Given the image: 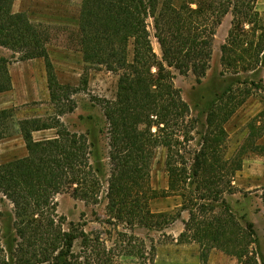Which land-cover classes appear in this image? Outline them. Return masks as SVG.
Here are the masks:
<instances>
[{"label": "trees", "instance_id": "trees-1", "mask_svg": "<svg viewBox=\"0 0 264 264\" xmlns=\"http://www.w3.org/2000/svg\"><path fill=\"white\" fill-rule=\"evenodd\" d=\"M256 1L81 0L73 46L86 64L118 76L115 98L101 103L108 125L107 173L95 158V143L84 133L68 130L59 118L16 121L27 153L0 163V202L12 205L14 231L12 236L0 234V264H114L118 247L139 259V264L155 263V244L137 248L131 234L120 232L114 242L117 247L108 248L99 234L72 224L65 229L55 201L62 192L86 203H97L104 192L113 225L123 224L130 231L136 226L161 230L187 211L179 240L198 245L200 264H207L214 249L234 257L236 264H264L253 223L235 214L224 197L234 192L231 178L241 169L244 155L264 153V146L257 143L264 135V96L261 110L248 122L244 143L230 158L223 154L224 123L249 97V87L242 90L241 98H234L229 96L235 94L229 84L209 102L205 134L189 166L182 158L178 161L172 141L173 127L183 123L190 108L174 86L170 68L203 77L216 29L226 14L231 13L232 20L220 47L222 66L234 74L241 69L264 72V18ZM12 4L13 0H0V46L19 54L18 60L42 58L50 102L59 107V114L72 111L73 102L63 108L61 101L76 89L57 80L46 33L25 12H13ZM9 63L0 57V93L12 89ZM256 87L264 91L261 79ZM13 111L0 110V140L12 134L7 126ZM50 128L55 129L53 137L33 138L34 131ZM188 130L183 131L186 140ZM158 146L167 150V189L160 191L150 185V164ZM168 195L180 197L179 209L153 212L150 201ZM260 197L264 205V186ZM76 240L81 247L78 253L73 251ZM122 240L125 246L118 245Z\"/></svg>", "mask_w": 264, "mask_h": 264}, {"label": "rangeland", "instance_id": "rangeland-1", "mask_svg": "<svg viewBox=\"0 0 264 264\" xmlns=\"http://www.w3.org/2000/svg\"><path fill=\"white\" fill-rule=\"evenodd\" d=\"M20 4L26 8L25 13L32 21L47 20L32 23L46 33L47 48L51 54L50 59L55 65L53 68L56 76L60 79L67 76L69 81H65L66 83H75L70 86L75 88L76 92L63 99L61 105L67 108L68 104L73 102L75 107L70 112L59 114V107L56 109L49 98L43 99L41 96L28 104L17 106L13 109L12 122L7 126L12 134L0 140V163L23 157L27 153L22 139L19 135L17 136V126H13L16 120L30 117L43 119L57 117L68 130L84 133L95 143V158L104 173H107L106 131L108 125L101 103L103 99L113 100L115 98L118 76L103 67L86 64L83 58L81 60L78 48L73 46L81 0H21ZM255 7L264 18V0H257ZM231 20L232 14H226L216 29L209 68L203 77L199 79L191 72L182 74L175 68H170L173 84L180 90L182 98L190 108V114L183 123H178L173 127L175 134L172 136V141L175 143L173 149L178 156V161L182 158L188 166L192 163L194 153L199 149L205 134L207 105L217 93L232 84L235 94L229 96L241 98L244 88L252 89L245 102L224 123L227 133L225 142L222 144L224 158H230L238 151L248 134V122L263 106L264 91L257 90L256 85L260 79L264 83V72L241 69L238 74H234L232 70L225 69L221 64L220 47L227 37ZM246 28L248 29L249 26ZM149 29L152 32L151 26ZM151 41L155 53L160 56L159 45L153 36H151ZM18 55L12 53L8 58L10 63L18 62ZM83 78L86 79V83L82 82ZM37 86L39 87L40 83L35 87ZM187 128L190 129L188 140L183 138V131ZM54 134L55 129L43 131L37 135L41 139L53 137ZM257 143L264 146V135ZM166 154L165 147H156L150 164V185L158 191L167 189ZM231 179L234 192L225 193L224 197L235 214L245 215L246 219L253 223L258 237V251L264 257V205L260 197L261 188L264 186V153L248 151L244 155L241 169L236 171ZM55 201L57 202V215L64 217L63 227L65 229L72 224L87 233L99 234L108 248L117 247L114 242L119 238L118 234L122 232L136 237V240L132 239L131 242L137 248L150 243L155 244L154 264H200L198 245L195 242L185 243L179 240L183 220L188 217L187 211H183L178 219L161 230H148L136 226L133 231H130L123 224L113 225V220L106 210L107 200L104 192L97 203H86L74 198L70 192L58 193ZM0 204V234L12 236L14 234L12 205L7 200H3ZM149 206L156 213H175L180 207V197L177 195L158 197L150 201ZM123 244L125 246L127 242L123 241L118 245ZM80 249V241L76 240L73 251L78 253ZM112 257L114 264H139V259L125 254V251L119 247ZM207 264H236V259L214 249L209 255Z\"/></svg>", "mask_w": 264, "mask_h": 264}, {"label": "crops", "instance_id": "crops-1", "mask_svg": "<svg viewBox=\"0 0 264 264\" xmlns=\"http://www.w3.org/2000/svg\"><path fill=\"white\" fill-rule=\"evenodd\" d=\"M21 0H13L12 4V11L13 12H25L26 8H24L20 4ZM29 20L31 22H46L47 20H34L32 21L30 18ZM47 53L49 55V58L51 57V54L47 48ZM13 52L10 49H7L3 46H0V57L9 58ZM81 54V52H80ZM51 60V59H50ZM81 60H82V54H81ZM31 61H35L34 63ZM52 62V61H51ZM53 67L55 66L52 63ZM8 72L11 77L12 82V89L9 91H5L0 93V110L6 109V108H13L15 109L17 106H21L24 104H28L31 101H35L38 99L39 96L43 99L49 98V90L47 88V79H46V72H45V65L42 58H33V59H27V60H18V62L15 63H9L8 64ZM57 80L61 84H69L73 85L72 83H66L65 81H69V77L65 76L63 79L57 77ZM20 82V83H19ZM38 83H40V86L35 87ZM50 100V99H49ZM21 120V119H19ZM18 121V120H16ZM16 121L13 123V126H17ZM18 128V126H17ZM53 128L45 129V130H39L34 131L32 133L33 138L35 140H41L43 138H39L40 132L43 131H51ZM20 139L23 138L21 134L19 133L18 128V134ZM9 137V136H8ZM49 138V137H44ZM4 139V138H3ZM24 143V141H23ZM25 145V144H24Z\"/></svg>", "mask_w": 264, "mask_h": 264}]
</instances>
